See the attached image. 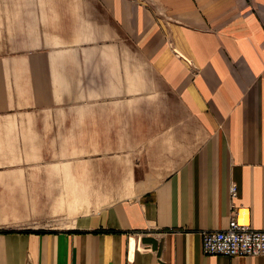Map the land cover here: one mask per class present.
Wrapping results in <instances>:
<instances>
[{
  "label": "crops",
  "instance_id": "crops-1",
  "mask_svg": "<svg viewBox=\"0 0 264 264\" xmlns=\"http://www.w3.org/2000/svg\"><path fill=\"white\" fill-rule=\"evenodd\" d=\"M76 187L109 202L0 264H264L202 236L264 230V0H0V208Z\"/></svg>",
  "mask_w": 264,
  "mask_h": 264
},
{
  "label": "rangeland",
  "instance_id": "rangeland-1",
  "mask_svg": "<svg viewBox=\"0 0 264 264\" xmlns=\"http://www.w3.org/2000/svg\"><path fill=\"white\" fill-rule=\"evenodd\" d=\"M6 195L0 194V205L5 204ZM102 195L85 190L77 191L76 187L72 194L67 192L60 195V207L56 209L30 210L29 215L21 208H0V231L67 229L78 215L89 213L108 203L110 196L105 194V200H102ZM12 212L18 214L13 215Z\"/></svg>",
  "mask_w": 264,
  "mask_h": 264
},
{
  "label": "built area",
  "instance_id": "built-area-1",
  "mask_svg": "<svg viewBox=\"0 0 264 264\" xmlns=\"http://www.w3.org/2000/svg\"><path fill=\"white\" fill-rule=\"evenodd\" d=\"M230 194L231 198L236 196L235 185ZM246 211L245 208H233L227 228L202 233L205 255L227 258L264 256V230L252 226L250 213Z\"/></svg>",
  "mask_w": 264,
  "mask_h": 264
}]
</instances>
